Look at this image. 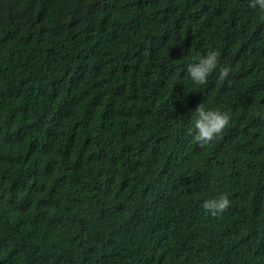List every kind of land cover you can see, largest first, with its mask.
Returning <instances> with one entry per match:
<instances>
[{"label":"trees","instance_id":"1","mask_svg":"<svg viewBox=\"0 0 264 264\" xmlns=\"http://www.w3.org/2000/svg\"><path fill=\"white\" fill-rule=\"evenodd\" d=\"M249 3L0 0V264H264V12ZM209 49L219 66L194 85ZM201 104L231 114L207 147ZM221 193L230 208L205 214Z\"/></svg>","mask_w":264,"mask_h":264},{"label":"clouds","instance_id":"2","mask_svg":"<svg viewBox=\"0 0 264 264\" xmlns=\"http://www.w3.org/2000/svg\"><path fill=\"white\" fill-rule=\"evenodd\" d=\"M249 7L264 12V0H250ZM219 61L220 53L215 49H209L202 55L197 54L193 58V62L188 65L187 78L194 85H206L211 74L218 68ZM230 72L231 69L228 66L220 67L218 79H227ZM196 113L198 118L195 121L196 134L194 141L200 147L210 145L231 122V114L229 112H221L218 109L206 110L203 104L196 108ZM189 135H192L191 131H189ZM230 205L229 194L221 193L218 197L203 201L201 208L205 214L215 217L223 215L230 208Z\"/></svg>","mask_w":264,"mask_h":264}]
</instances>
